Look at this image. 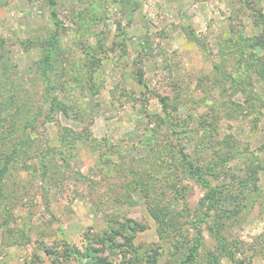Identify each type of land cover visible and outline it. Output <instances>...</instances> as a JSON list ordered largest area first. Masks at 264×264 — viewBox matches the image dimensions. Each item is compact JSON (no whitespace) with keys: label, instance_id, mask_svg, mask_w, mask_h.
I'll return each mask as SVG.
<instances>
[{"label":"rangeland","instance_id":"obj_1","mask_svg":"<svg viewBox=\"0 0 264 264\" xmlns=\"http://www.w3.org/2000/svg\"><path fill=\"white\" fill-rule=\"evenodd\" d=\"M5 137L0 264H264V0H0Z\"/></svg>","mask_w":264,"mask_h":264},{"label":"trees","instance_id":"obj_2","mask_svg":"<svg viewBox=\"0 0 264 264\" xmlns=\"http://www.w3.org/2000/svg\"><path fill=\"white\" fill-rule=\"evenodd\" d=\"M49 57H50V55L49 56L47 55V60ZM160 101L163 102L162 103L163 106H166L165 98H161ZM51 108H52V106H51ZM27 118H28V120L30 119L31 121L34 120L32 116H28ZM16 128H17V126L14 124L11 126L10 130H14V129L16 130ZM6 141H8L7 137H5V140L0 141V199H6V197L4 196V190H3V184L4 183L3 182L5 181L6 176L10 175L11 172L13 171L11 164L17 158V155L20 157L24 154L23 153L24 152L23 150L25 149L24 146L27 143V142L25 143V142H21L20 140H18L16 143H14L10 147V149H7L6 145H5ZM159 148L160 147H156L154 149L155 153H158V151L160 152ZM155 156H156V160H157L158 155L156 154ZM196 160H198V158L189 156V154H187V153L182 154V162H184V165L187 166L188 172L194 174L201 181V183L203 185L209 186L208 180L203 175L204 172H208V169H204L203 164L202 165L194 164L193 162ZM161 163L162 162H160L159 164H161ZM15 182L16 181H14V183ZM216 193H217L216 187L211 186L207 192V196H208L209 200H212L213 198H215ZM213 207H214V203L212 201H209L208 209L213 208ZM21 236L27 237V234L23 231L21 233ZM193 248H195V246ZM89 250L92 251L93 253H92V255L88 254V256L85 257L86 258L85 260L87 262L86 264H98V261H97L98 260V256H97L98 254L97 253H98L99 249L98 248H94V249L89 248ZM43 251L48 253V254H51V251L49 249H47L46 247L43 249ZM74 251H76V250L75 249L71 250L72 253H75ZM35 256L38 257V255L36 253H35ZM191 259H193V251L192 250L188 253L186 259L183 262L184 263L188 262Z\"/></svg>","mask_w":264,"mask_h":264}]
</instances>
